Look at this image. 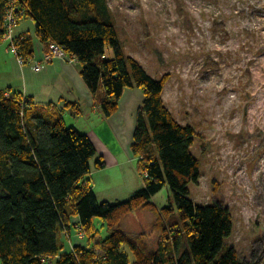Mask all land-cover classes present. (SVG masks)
<instances>
[{
  "label": "trees",
  "instance_id": "1",
  "mask_svg": "<svg viewBox=\"0 0 264 264\" xmlns=\"http://www.w3.org/2000/svg\"><path fill=\"white\" fill-rule=\"evenodd\" d=\"M16 5L21 21H34V36L47 52L54 43L79 64L103 118L117 113L126 89L142 91L131 152L144 185L128 200L99 202L91 161L97 170L106 162L90 137L68 126L54 104L45 108L20 93L0 91V264L51 259L57 264H246L226 247L234 228L230 210L221 201L203 206L191 198L189 186L201 178V163L192 151L197 134L165 104L169 75L156 79L125 54L107 1L17 0ZM7 14L8 3L0 0V43ZM33 39L17 45L25 64L34 56ZM165 186L174 202L159 209L152 198ZM143 209L156 214L155 247L145 234L132 237L119 229ZM95 219L110 235L100 238ZM76 228L86 243L66 250L61 237L72 238Z\"/></svg>",
  "mask_w": 264,
  "mask_h": 264
},
{
  "label": "rangeland",
  "instance_id": "2",
  "mask_svg": "<svg viewBox=\"0 0 264 264\" xmlns=\"http://www.w3.org/2000/svg\"><path fill=\"white\" fill-rule=\"evenodd\" d=\"M106 1L125 54L156 79L169 75L165 104L179 123L195 129L192 151L200 160L201 178L189 186L193 202H223L234 226L226 247L246 264H264V0ZM19 29L38 41L32 19H24ZM141 99L138 92V104ZM89 116L64 113L66 124L81 131L93 123ZM91 167L99 202H122L143 188L128 149L116 164L97 170L93 159ZM172 202L169 186L152 198L159 209ZM155 219L154 211L139 210L119 229L132 237L145 234L155 247ZM95 225L100 238L110 235L102 220L95 219ZM72 234L86 243L77 228Z\"/></svg>",
  "mask_w": 264,
  "mask_h": 264
},
{
  "label": "crops",
  "instance_id": "3",
  "mask_svg": "<svg viewBox=\"0 0 264 264\" xmlns=\"http://www.w3.org/2000/svg\"><path fill=\"white\" fill-rule=\"evenodd\" d=\"M22 23L23 20L13 30V36L16 39L31 37L26 31L18 30L19 27H22ZM38 41L33 39L34 56L26 64H20L12 56V53L8 50L7 42L0 43V91H4L6 94L20 93L32 100L35 105L45 108L50 104H54L55 108L63 115V118L64 113L67 111H71L72 116L78 118L85 115L89 119V115L93 114V123L89 125V129L86 128V131H80L90 137L98 155L105 160L106 167L116 164L117 157L124 149H128L132 154L131 145L136 115L143 102L142 91L139 89H126L119 102L117 113L111 118L105 119L80 75L79 64L69 61V58L48 59L49 52ZM138 92L142 95L140 104L136 101ZM125 95H127V103L122 111L121 102ZM69 103L78 105L76 111L65 107ZM81 125L85 126L84 122ZM71 126L76 127V125ZM71 235H73L72 240L70 239L67 244L63 243L66 250L79 243L76 241L74 234ZM61 239L63 242L66 240L65 237H61Z\"/></svg>",
  "mask_w": 264,
  "mask_h": 264
},
{
  "label": "built area",
  "instance_id": "4",
  "mask_svg": "<svg viewBox=\"0 0 264 264\" xmlns=\"http://www.w3.org/2000/svg\"><path fill=\"white\" fill-rule=\"evenodd\" d=\"M8 3V14L6 18V33L4 37V42L9 44L8 50L15 55V58L20 64H24V60L18 56V42L22 41L24 37H20V39H16L13 36V30L17 27V25L21 22V17L23 16V12L19 10V7L16 5L17 0H6ZM48 59H65L67 58L63 48L60 46L51 43L49 46V54L47 56ZM69 61L73 62L72 59ZM39 67L37 66V69ZM81 239H84V234L80 232Z\"/></svg>",
  "mask_w": 264,
  "mask_h": 264
},
{
  "label": "bare ground",
  "instance_id": "5",
  "mask_svg": "<svg viewBox=\"0 0 264 264\" xmlns=\"http://www.w3.org/2000/svg\"><path fill=\"white\" fill-rule=\"evenodd\" d=\"M126 103H127V95H125L124 99H123L122 102H121L122 111H123V109L125 108Z\"/></svg>",
  "mask_w": 264,
  "mask_h": 264
}]
</instances>
